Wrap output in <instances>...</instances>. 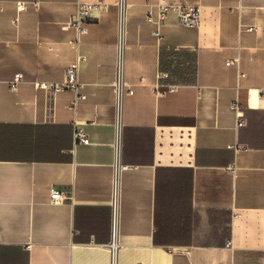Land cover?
<instances>
[{"label": "crops", "instance_id": "0c3cea01", "mask_svg": "<svg viewBox=\"0 0 264 264\" xmlns=\"http://www.w3.org/2000/svg\"><path fill=\"white\" fill-rule=\"evenodd\" d=\"M96 1L0 0V264H264V0Z\"/></svg>", "mask_w": 264, "mask_h": 264}, {"label": "built area", "instance_id": "2783aa9c", "mask_svg": "<svg viewBox=\"0 0 264 264\" xmlns=\"http://www.w3.org/2000/svg\"><path fill=\"white\" fill-rule=\"evenodd\" d=\"M120 6H123V3L120 1L118 3ZM107 4L103 0H98L96 2H85V3H79L78 10L76 15L70 20V26L73 27L77 33L78 37L82 35H86L88 33V24L92 20L93 13L97 11L100 8L106 7ZM25 9V5L23 3H20L18 5V10L23 11ZM170 14H176L180 23L183 26L189 27V28H195L200 25L201 21V12L199 7H191V6H183L179 4H173L168 2L167 0H162L159 4V14L157 20H155L156 25L159 26L161 23L166 20V18ZM155 36L160 38L161 34L159 29H157L154 32ZM79 42L77 41V44ZM83 61V57L78 55L75 62L70 64L68 68L65 71V78L63 82L61 83H54V84H38V87L42 89L49 90L54 93H59L63 91H69L71 92L75 97V104H77L78 101L84 100L86 96L82 93L83 84L80 82L79 73H80V66ZM23 81V75L22 74H16V76L13 78V80L10 82V89L15 91L19 87L20 83ZM114 88L117 94H120L123 88L126 87V84H124L121 80V77L119 76L115 82H114ZM232 109L236 112L237 118H238V127H243L246 125V117L244 113V107L239 102L236 101L233 103ZM74 139L77 144L82 145H90V139L85 132L84 128L82 126H77L75 133H74ZM245 149V147H243ZM121 170L128 169V166H122L120 168ZM65 194L63 192L53 190L51 194V201L53 203H61L63 200H65ZM117 203H118V194L117 190L114 194V200L112 202L115 216H116V209H117ZM114 228L116 229L115 225ZM115 242L113 243V246L115 247ZM227 246H231V242L227 243Z\"/></svg>", "mask_w": 264, "mask_h": 264}]
</instances>
